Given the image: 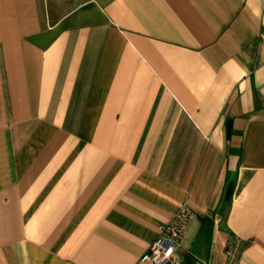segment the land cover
Masks as SVG:
<instances>
[{
  "label": "crops",
  "instance_id": "crops-1",
  "mask_svg": "<svg viewBox=\"0 0 264 264\" xmlns=\"http://www.w3.org/2000/svg\"><path fill=\"white\" fill-rule=\"evenodd\" d=\"M264 264V0H0V264Z\"/></svg>",
  "mask_w": 264,
  "mask_h": 264
},
{
  "label": "built area",
  "instance_id": "built-area-1",
  "mask_svg": "<svg viewBox=\"0 0 264 264\" xmlns=\"http://www.w3.org/2000/svg\"><path fill=\"white\" fill-rule=\"evenodd\" d=\"M194 217V212L187 205H180L171 220L160 225L156 239L141 255L138 264H176L175 252L180 246L187 224Z\"/></svg>",
  "mask_w": 264,
  "mask_h": 264
}]
</instances>
